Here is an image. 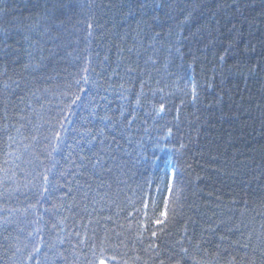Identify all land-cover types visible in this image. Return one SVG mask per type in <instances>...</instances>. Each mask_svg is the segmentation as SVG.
Masks as SVG:
<instances>
[{"label":"trees","instance_id":"16d2710c","mask_svg":"<svg viewBox=\"0 0 264 264\" xmlns=\"http://www.w3.org/2000/svg\"><path fill=\"white\" fill-rule=\"evenodd\" d=\"M100 260L264 264V0H0V264Z\"/></svg>","mask_w":264,"mask_h":264},{"label":"snow or ice","instance_id":"6c2138e0","mask_svg":"<svg viewBox=\"0 0 264 264\" xmlns=\"http://www.w3.org/2000/svg\"><path fill=\"white\" fill-rule=\"evenodd\" d=\"M89 27H91V25H89ZM221 59H223V57H221ZM84 71L87 72L88 69L85 68ZM133 71H134V69L131 68V67H129V68L127 69V72H129V73H131V72H133ZM81 79L83 80L84 83H87V81H88V76H86V75H85V76H82ZM80 83H81L80 80H77V81H76V85H77V86H79ZM78 100H80V95H79V94H73V95H71V97H70V99H69V110H70V108H71V105L76 104V102H77ZM161 110H163V106H161ZM65 119H67V117H65ZM59 127H60V129H63V124H61ZM54 136H55L56 141H60V139H61V132H60L59 130H56L55 133H54ZM43 180H44V181H47V180H48V176L45 175V176L43 177ZM44 190L47 191V188H45ZM167 191H168L169 194L172 193V189H167ZM85 196H87V193H85ZM161 215H163V216H167V205H165V210L161 213ZM154 222L157 223V224L161 223V221H160L158 218L155 219ZM53 227H55V225H53ZM152 235L155 236V235H156V232H152ZM40 239H43V237H41ZM59 242L62 244L64 241L61 240V241H59ZM55 247H56L55 244H52V245L50 246V250L52 251V255H53V257L57 255V252H56V250H55ZM35 250H36L37 252H39V251H40V248L37 246ZM29 258H31V257H29ZM113 259H114V257H113ZM100 264H105V261H104V260H100Z\"/></svg>","mask_w":264,"mask_h":264}]
</instances>
